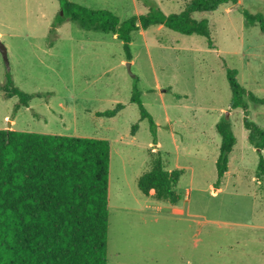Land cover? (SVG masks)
Instances as JSON below:
<instances>
[{"label": "rangeland", "instance_id": "374dc122", "mask_svg": "<svg viewBox=\"0 0 264 264\" xmlns=\"http://www.w3.org/2000/svg\"><path fill=\"white\" fill-rule=\"evenodd\" d=\"M70 1L124 21L145 14L147 2L168 15L190 0ZM236 5L193 14L207 21L212 48L201 36L152 26L132 34L127 61L123 43L111 34L69 21L50 33L61 15L56 0H0L7 60L0 52V87L10 75L14 89L41 95L15 111L18 97L6 99L0 90V129L14 120V131L109 142L107 264H264V177L256 176L258 157L247 143L242 110L229 108L225 76V68L236 70L238 83L264 98V35L246 26L240 12L264 16V0ZM127 63L156 125L155 144L148 121L130 103L134 78ZM246 103L247 119L264 130V105ZM117 104L123 109L115 117L95 115ZM221 118L231 123L236 144L215 189ZM150 152L160 153L167 170H184L175 206L136 186Z\"/></svg>", "mask_w": 264, "mask_h": 264}, {"label": "trees", "instance_id": "16d2710c", "mask_svg": "<svg viewBox=\"0 0 264 264\" xmlns=\"http://www.w3.org/2000/svg\"><path fill=\"white\" fill-rule=\"evenodd\" d=\"M56 1L61 15H57L50 33L69 21L84 31L111 34L123 43L127 61L132 34L152 26L201 36L212 48L207 21H197L193 14L212 13L220 6L237 4V0H190L180 12L165 15L147 2L145 14L120 21L106 9ZM240 12L246 26L256 25L264 35L263 14ZM225 76L231 92L229 108L242 110L247 143L258 157L256 176L264 177V130L247 119L246 103L264 105V98L243 88L236 70L225 68ZM138 82L135 77L130 103L137 106L140 120L148 121L155 144L156 125L142 105ZM12 84L7 75L0 90L6 99L18 97L15 111L41 97L38 93H22ZM122 109L123 105L117 104L95 115L109 119ZM137 127H131V136ZM215 131L220 144L214 186L219 189L236 139L225 118L215 124ZM109 159L110 144L104 139L0 129V264H107ZM183 174V169L167 170L160 153L150 152L148 169L138 177L136 186L144 196L175 206L181 200L176 188Z\"/></svg>", "mask_w": 264, "mask_h": 264}, {"label": "water", "instance_id": "95a60500", "mask_svg": "<svg viewBox=\"0 0 264 264\" xmlns=\"http://www.w3.org/2000/svg\"><path fill=\"white\" fill-rule=\"evenodd\" d=\"M236 5V4H235ZM237 6V5H236ZM231 10H232V8H231ZM0 52H1V54H2V58H3V60L6 62L7 60H6V50H5V47L3 46V44L0 42ZM126 68H127V71H128V74L130 75V77L131 78H134V75H132L131 73H130V63H127L126 64ZM225 115H227V114H225ZM9 127H10V122H8V127L6 128V130H8L9 129ZM154 147H156V146H154Z\"/></svg>", "mask_w": 264, "mask_h": 264}, {"label": "crops", "instance_id": "0c3cea01", "mask_svg": "<svg viewBox=\"0 0 264 264\" xmlns=\"http://www.w3.org/2000/svg\"><path fill=\"white\" fill-rule=\"evenodd\" d=\"M7 117H5V119H6ZM14 124V120H11L10 121V127H9V129L11 130V126ZM220 144V143H219Z\"/></svg>", "mask_w": 264, "mask_h": 264}]
</instances>
